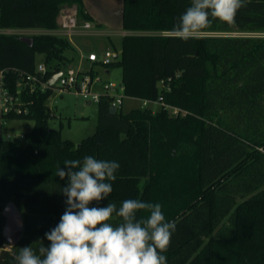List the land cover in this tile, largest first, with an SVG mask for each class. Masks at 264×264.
Wrapping results in <instances>:
<instances>
[{
	"label": "trees",
	"instance_id": "1",
	"mask_svg": "<svg viewBox=\"0 0 264 264\" xmlns=\"http://www.w3.org/2000/svg\"><path fill=\"white\" fill-rule=\"evenodd\" d=\"M121 1L122 30L131 34L107 68H120L125 97H161L185 114L163 107L110 114L111 100L100 97L94 133L74 143L49 126L52 90H22L26 114L2 119L31 120L33 128L22 144L2 138L0 129V264H15L21 247L50 243L45 233L66 208L60 190L67 178L56 169L87 155L120 165L112 193L91 206L139 199L161 204L175 222L167 264H264V0H246L234 25L214 21L188 41L171 30L191 0ZM65 5L76 6L79 23L93 21L82 0H0V29L56 30ZM30 38L28 45L20 35L0 33V70H17L8 76L12 90L18 73H35L39 55L44 81L68 67L65 37ZM11 201L22 209L23 236L8 247L1 212Z\"/></svg>",
	"mask_w": 264,
	"mask_h": 264
},
{
	"label": "clouds",
	"instance_id": "2",
	"mask_svg": "<svg viewBox=\"0 0 264 264\" xmlns=\"http://www.w3.org/2000/svg\"><path fill=\"white\" fill-rule=\"evenodd\" d=\"M246 0H191L181 14L172 36L183 41L198 38L214 21L234 25ZM56 176L67 178L61 193L66 208L59 223L45 233L39 247L19 248L15 264H167L165 253L175 232V222L166 220L159 203L126 199L120 207L109 202L91 206L108 198L113 191L120 165L114 160L87 155L66 159ZM147 213L146 216L139 215ZM119 223H113V218Z\"/></svg>",
	"mask_w": 264,
	"mask_h": 264
},
{
	"label": "built area",
	"instance_id": "3",
	"mask_svg": "<svg viewBox=\"0 0 264 264\" xmlns=\"http://www.w3.org/2000/svg\"><path fill=\"white\" fill-rule=\"evenodd\" d=\"M57 29L53 30L51 34L61 37H71L75 35L78 30H89L91 25L84 21L79 23L77 18V8L75 5L63 6L59 9L57 16ZM120 59V51L106 49L101 56L96 53H89L85 60L90 64L89 68L84 71H78L71 66L64 68V73L54 87H49L42 78L46 72V67L43 61L37 62L34 74L18 73V77L14 83L15 90H12V84L8 79L11 73H17L14 69L0 70V129L5 131L4 125L7 123L3 116H20L26 114V108L23 105L20 94L22 90L28 89L30 92L40 90L44 92L48 89L52 92L62 94L64 92L74 90L76 95H79L87 100L88 103H97L100 97H107L111 100L110 108L114 107L115 112L121 110L122 101L125 98L123 87L121 84L103 83L100 85V90H92L95 86L102 82L101 76L94 68H107L111 64ZM161 88H165L166 84L161 81L159 83ZM163 107L168 110L170 115L177 116L184 115L185 112L178 108L165 105L162 98L157 100H140L141 109H149L152 107ZM154 108H152L153 110ZM154 111V110H153ZM2 133V138L9 139L10 134L5 131ZM23 138V135H20ZM9 250V248H7Z\"/></svg>",
	"mask_w": 264,
	"mask_h": 264
},
{
	"label": "rangeland",
	"instance_id": "4",
	"mask_svg": "<svg viewBox=\"0 0 264 264\" xmlns=\"http://www.w3.org/2000/svg\"><path fill=\"white\" fill-rule=\"evenodd\" d=\"M84 8L101 24L99 27L104 31H121L122 30V1L121 0H82ZM67 6V5H65ZM69 6V5H68ZM63 7V6H62ZM93 22V21H91ZM81 23V22H80ZM92 24V28L97 29ZM20 34V33H17ZM144 34V33H139ZM256 35L255 33H231V35ZM23 34H20L22 36ZM30 37L31 35H23ZM69 44L70 50L80 52L87 56L89 53H96L101 56L106 47L110 46L112 50L120 51L121 38L115 35L110 39L105 35H89V36H71L65 37ZM113 42L114 47L109 43ZM71 67L78 71H84L83 68H78L75 65ZM97 69V68H94ZM102 78L103 83L120 84L121 70L118 67L110 68L109 75H105L101 69H97ZM95 86L92 90H97ZM55 117L49 120V126L52 129H60L61 137L69 139L75 143L82 138L92 135L96 127V103L88 104L87 100L83 97L76 95L74 90L58 94L53 92L46 103ZM139 105V101L125 97L122 101L121 111L126 113ZM153 110L157 107H152ZM149 108V109H152ZM33 128V121L31 120H11L4 125V129L10 134L9 140L22 144L20 135H24ZM22 211L21 208H19Z\"/></svg>",
	"mask_w": 264,
	"mask_h": 264
},
{
	"label": "crops",
	"instance_id": "5",
	"mask_svg": "<svg viewBox=\"0 0 264 264\" xmlns=\"http://www.w3.org/2000/svg\"><path fill=\"white\" fill-rule=\"evenodd\" d=\"M85 11L88 13V11L86 9H85ZM90 16L93 19V22H89L90 25H91V28L89 30H81L80 29L75 34V36L105 35L106 37H108V39H110V37L113 36V35H115L116 37L118 36L119 38H122L124 35L131 34L129 32L123 31V30H121V31H115V32L114 31H104V30H102L99 27L101 24L96 20V17L95 16H92V15H90ZM91 23H94V25H95V27L97 29H95V28L93 29ZM51 32L52 31L41 30V29H13V30L12 29H8V30L7 29H0V33H3V34H17V33H20V34H23V35H31V36L32 35H39V34H46V33H51ZM20 34H17V35H20ZM109 43L114 47L113 42L110 41ZM120 44H121V42H120ZM110 48L111 47L108 46V47L105 48V50L106 49H110ZM66 56L68 57V59H70V61L68 62V66L75 65L79 69L80 68H83L84 70H87L89 68V66H90V64L85 60V57H86L85 54H82L80 52L77 53V52H75L73 50H70V51L67 52ZM37 61L38 62L42 61V56H40V55L37 56ZM98 68L101 69L105 75H109L110 68H102V67H99V66L97 67V69ZM97 69H95V70L98 73V70ZM97 87H98L97 90H100V86H97ZM127 98H129V97H127ZM131 99H134V100L139 101V105L137 107H135V108H140V99H135V98H131ZM88 104H90V103H88ZM54 117H55V115H54ZM5 131H7V130H5ZM82 139H80V141Z\"/></svg>",
	"mask_w": 264,
	"mask_h": 264
},
{
	"label": "water",
	"instance_id": "6",
	"mask_svg": "<svg viewBox=\"0 0 264 264\" xmlns=\"http://www.w3.org/2000/svg\"><path fill=\"white\" fill-rule=\"evenodd\" d=\"M22 42L27 43L28 45L32 44V39L27 36H20ZM64 73V68H61L59 72L52 75L46 82L49 87H54L55 84L59 81L60 77ZM110 114L115 113V108L111 107L109 109ZM2 217L4 218V225L2 229V236L5 240V243L8 247H13L19 242L23 236V216L20 209L15 205L14 202H8L2 212Z\"/></svg>",
	"mask_w": 264,
	"mask_h": 264
}]
</instances>
